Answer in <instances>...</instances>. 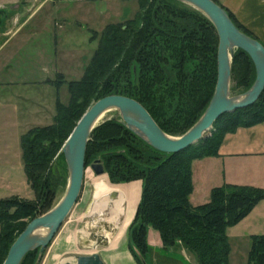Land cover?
<instances>
[{
    "label": "trees",
    "instance_id": "trees-1",
    "mask_svg": "<svg viewBox=\"0 0 264 264\" xmlns=\"http://www.w3.org/2000/svg\"><path fill=\"white\" fill-rule=\"evenodd\" d=\"M221 7L242 33L256 39ZM89 40L97 41V47L81 78L66 82L58 75L52 81L56 88L66 84L67 103L57 98L52 123L21 136L24 175L36 200L0 199V264L29 221L54 206L53 198L67 181L61 148L93 103L109 95L131 98L165 134L179 137L201 117L214 93L216 30L202 13L179 1L137 0L131 18L107 24ZM254 79L250 57L236 50L231 64L234 95L247 91ZM119 120L110 117L93 129L85 168L99 160L111 184L141 181L129 227V248L136 263L148 264L147 233L153 229L165 251L182 247L195 264H228L226 231L264 200V189L223 184L210 191L206 203L193 206L191 166L196 160L217 157L226 134L264 122V90L251 106L222 115L200 141L174 154L153 149ZM250 239L248 264H264V235ZM37 259L34 250L20 264H35Z\"/></svg>",
    "mask_w": 264,
    "mask_h": 264
},
{
    "label": "rangeland",
    "instance_id": "rangeland-1",
    "mask_svg": "<svg viewBox=\"0 0 264 264\" xmlns=\"http://www.w3.org/2000/svg\"><path fill=\"white\" fill-rule=\"evenodd\" d=\"M66 1L0 0V94L4 93L0 95V199L15 197L28 202L36 200L35 192L29 186L24 175L21 136L34 127H43L52 123L57 98L63 104L68 101L66 84L57 85V88L53 84L54 89L58 90V94L55 95L52 114L48 113L42 116V114L37 113L31 114L29 110L35 108L38 97L42 98L41 92L44 88H39L36 83L44 80L46 75L41 71L37 62L42 52H45L50 59L53 56V37L51 35L57 29L60 40L58 46L61 47L65 45V38L63 37L66 33L65 30L72 32V37H75L76 41L75 52L70 55L73 58V70L67 72L63 80L66 82L79 80L97 47V41L89 40L93 32L99 33L107 24L119 19V5L86 3V6L82 4L71 6ZM216 1L220 3L219 0ZM134 3L133 12L128 18L123 17V20L131 18L137 11V0ZM56 11H58L57 16ZM45 15H54L59 21L56 26H53V30H50V35H48L47 30L42 31L38 28L37 22L43 19ZM126 16H128L127 13ZM25 22L26 27L21 29ZM19 31L17 36L11 35ZM233 87L234 83L231 82V95L237 93L231 90ZM54 94L55 92H52L48 98H52ZM115 113V111L106 113L99 124L110 117H115ZM45 118L48 119L45 120ZM56 157L51 161L52 163ZM60 160L59 158V163ZM51 162L49 165L52 164ZM96 180L97 178H95L90 166L86 167L76 204L44 251L38 264H63L67 262L74 264L77 256L86 255L88 250L84 247L83 242L88 238V233L85 231L87 223L84 220H87L91 211L90 207L94 196L93 183ZM135 181L141 182L140 180ZM127 183L110 184L123 187ZM66 184L67 181L63 189H59L53 198L52 204L54 206L63 196ZM119 189H112L110 192L119 193ZM101 213L94 214L101 215ZM133 218L128 223L129 225ZM27 221L24 220L23 222ZM226 235L230 248L228 264H248L250 237L252 235H264V200L260 201L242 221L228 228ZM182 249V247H178L177 251H182ZM186 257L192 258L187 253ZM191 260L194 261L193 258Z\"/></svg>",
    "mask_w": 264,
    "mask_h": 264
},
{
    "label": "water",
    "instance_id": "water-1",
    "mask_svg": "<svg viewBox=\"0 0 264 264\" xmlns=\"http://www.w3.org/2000/svg\"><path fill=\"white\" fill-rule=\"evenodd\" d=\"M202 13L213 25L218 36L217 78L210 102L196 123L183 135L172 137L165 134L146 109L137 101L121 96L109 95L93 103L81 116L61 148L67 171L65 192L58 203L46 214L34 218L10 246L2 264H20L25 255L38 250V264L42 255L76 204L85 172V153L91 132L103 116L115 111L119 122L153 149L166 153H178L200 141L212 128L214 122L226 113L251 106L264 90V46L242 33L231 21L227 12L212 0H176ZM244 51L255 69L251 87L242 94L231 95V64L236 50ZM117 117H111L117 120ZM90 169L95 176L104 175V168L95 160ZM111 200H118L113 192ZM91 210V209H90ZM88 238L84 247L93 251L90 255L77 256L74 264H103L96 253L97 248L108 245V236L114 227L103 221L102 215H92L84 220ZM71 264V263H63Z\"/></svg>",
    "mask_w": 264,
    "mask_h": 264
},
{
    "label": "crops",
    "instance_id": "crops-1",
    "mask_svg": "<svg viewBox=\"0 0 264 264\" xmlns=\"http://www.w3.org/2000/svg\"><path fill=\"white\" fill-rule=\"evenodd\" d=\"M135 1L136 0H67L66 2L70 3L71 6L76 4L86 6V3H93L95 5L98 3L102 5L103 3H110L112 6L119 5V19L116 21L119 22L123 20V17L128 18L133 12L134 9L132 6L135 4ZM219 1L221 6L229 11L237 22L252 33L256 40L264 46V0ZM126 13L128 16H126ZM55 14L57 16L58 11H56ZM56 16L45 15L43 19L37 22L38 28L42 31L47 30L48 35H50V30H53V26L59 23ZM23 24L22 26L20 25L21 29L26 27V22ZM20 31L11 35L15 37ZM65 32L66 33L63 35L65 38V45L61 47L58 46L60 40L57 29L51 35L53 37L52 48H54L51 59L47 57L45 52H42L41 55L39 54L40 56L38 57L37 63L41 71L45 73L46 78L36 83L39 88L44 89L43 92H41L42 98L38 97L35 102V108L29 109L31 114L37 113L42 114V116L48 113L52 114V106H54L56 95V90L54 89L55 85L53 86L52 81H54L55 78L57 79L58 75H61L63 78L66 77V73L73 70V58L70 57V55H73L75 52L76 41L75 37H72V32H69L67 29ZM50 90L51 93H49ZM52 92H55V94L49 99L48 95H52ZM3 94L2 92L0 95ZM47 119L48 118H45V120ZM191 171L192 193L189 201L193 206L206 203L210 191L223 184L253 186L264 189V122L249 128H238L235 132L226 134L218 148V156L194 161L191 166ZM123 187H132L137 190V200L134 204L136 211L140 199L141 182H129ZM112 226L114 227V233L111 236H117L118 232L116 230V225ZM129 227L130 225L123 230L116 244L112 245L108 237L109 241L107 247H99L95 250L100 256L103 264H137L130 253ZM147 242L150 248L148 264H195V261L191 260L192 258L189 259L186 257V253L183 249L182 251H177L178 248L175 251L174 249L167 251L163 250L160 236L158 232L153 229H148ZM86 249L88 250L86 255L93 253V251L87 247Z\"/></svg>",
    "mask_w": 264,
    "mask_h": 264
},
{
    "label": "bare ground",
    "instance_id": "bare-ground-1",
    "mask_svg": "<svg viewBox=\"0 0 264 264\" xmlns=\"http://www.w3.org/2000/svg\"><path fill=\"white\" fill-rule=\"evenodd\" d=\"M95 178H97V180L93 183L94 196L93 203L90 207L91 211L89 212V217H92L94 213L103 212L101 213L103 221L109 225H116V230L118 232L117 236L106 234L109 237L111 244L114 245L133 218L135 213L134 204L137 200V190L132 187L125 188L111 185L107 181L105 175L95 176ZM117 188H120L118 203L117 200H111L109 197L112 193L110 191Z\"/></svg>",
    "mask_w": 264,
    "mask_h": 264
}]
</instances>
